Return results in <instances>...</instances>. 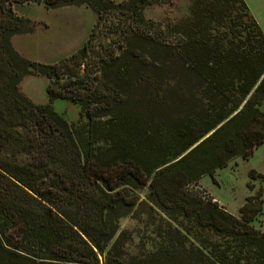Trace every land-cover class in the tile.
Here are the masks:
<instances>
[{
	"label": "trees",
	"instance_id": "trees-1",
	"mask_svg": "<svg viewBox=\"0 0 264 264\" xmlns=\"http://www.w3.org/2000/svg\"><path fill=\"white\" fill-rule=\"evenodd\" d=\"M148 2L0 0V264H264L254 226L263 191L236 217L198 185L264 144V32L245 0H198V21L176 43L132 33L152 52H132L131 40L125 52H89L98 24L56 63L13 49L31 31L15 3L142 24ZM35 74L50 104L21 92ZM56 100L77 104L80 123L60 116ZM142 215L165 225L132 255L135 234L121 222Z\"/></svg>",
	"mask_w": 264,
	"mask_h": 264
},
{
	"label": "rangeland",
	"instance_id": "rangeland-1",
	"mask_svg": "<svg viewBox=\"0 0 264 264\" xmlns=\"http://www.w3.org/2000/svg\"><path fill=\"white\" fill-rule=\"evenodd\" d=\"M124 2L129 4L130 0ZM197 2L198 0H149L143 12L145 21L142 24L130 22L120 14H107L98 23L96 12L86 6L50 10L44 4L15 3V13L29 21L26 26L31 31L15 36L12 46L21 57L29 61L45 65L56 63L82 49L92 29L98 24L97 38L89 52H125L127 48L123 42L128 44L130 40L132 52H152L141 42L143 38H138L137 35L176 43L178 38L186 37V31L182 27L190 29V24L194 26L198 21L194 18V13L198 14L200 10ZM245 2L264 32V0ZM191 20L193 21L190 22ZM132 33L137 35L133 37ZM121 44L124 47L120 48ZM47 86L46 78L38 74L25 77L20 85L21 92L38 106L50 104ZM52 106L69 124L80 123L81 108L77 104L56 100ZM198 185L201 188L199 190L217 200L222 211L240 217V209L250 195L262 190L264 199V144L255 149L250 159L236 157L226 168L218 170L213 178L204 176ZM252 185L253 190L250 189ZM159 218L157 221H150L146 215H142L139 220L127 218L121 222L122 230L135 234L136 241L129 248L132 255H141L142 237L145 238V244L151 246L147 238L155 236L152 233L154 229L165 223ZM162 218L167 221L164 216ZM254 226L264 232V217H258Z\"/></svg>",
	"mask_w": 264,
	"mask_h": 264
},
{
	"label": "water",
	"instance_id": "water-1",
	"mask_svg": "<svg viewBox=\"0 0 264 264\" xmlns=\"http://www.w3.org/2000/svg\"><path fill=\"white\" fill-rule=\"evenodd\" d=\"M209 137V135L208 136H206L205 138H203L202 140H201V142L203 141V140H205L206 138H208ZM201 142H199V143H201ZM199 143L198 144H196L195 146H193L190 150H188L182 157H184L186 154H188L190 151H192L197 145H199ZM181 157V158H182ZM180 158V159H181Z\"/></svg>",
	"mask_w": 264,
	"mask_h": 264
},
{
	"label": "built area",
	"instance_id": "built-area-1",
	"mask_svg": "<svg viewBox=\"0 0 264 264\" xmlns=\"http://www.w3.org/2000/svg\"><path fill=\"white\" fill-rule=\"evenodd\" d=\"M205 198L211 200L213 203H218L217 200L211 199L207 194H205Z\"/></svg>",
	"mask_w": 264,
	"mask_h": 264
}]
</instances>
